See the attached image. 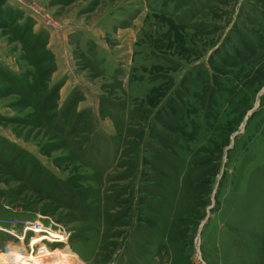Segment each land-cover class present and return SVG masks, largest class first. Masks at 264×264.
<instances>
[{
	"label": "rangeland",
	"instance_id": "rangeland-1",
	"mask_svg": "<svg viewBox=\"0 0 264 264\" xmlns=\"http://www.w3.org/2000/svg\"><path fill=\"white\" fill-rule=\"evenodd\" d=\"M263 90L264 0H0V261L264 264Z\"/></svg>",
	"mask_w": 264,
	"mask_h": 264
},
{
	"label": "bare ground",
	"instance_id": "bare-ground-1",
	"mask_svg": "<svg viewBox=\"0 0 264 264\" xmlns=\"http://www.w3.org/2000/svg\"><path fill=\"white\" fill-rule=\"evenodd\" d=\"M40 228L37 227L35 228L33 226L26 228L25 234L27 236L29 235L30 232L34 234V238H32L31 245L29 246V251H30L29 253H26L24 251L26 255L25 254L21 255L19 251H17L18 253L14 251L9 252L10 254L8 253L7 255L4 256L2 255L3 257L1 256L2 259L0 261V264H67L69 260H67L66 257L63 258L62 255L61 256L57 255L58 253L49 256L47 255L48 248H46V246L42 247V249H40L41 247L40 248L38 247L39 245H42L44 241H48L49 243L54 244V243H60L58 242V240L62 239V237H60L59 234L51 233L48 230L44 229L43 227L41 229ZM23 242L24 240L22 241V243ZM69 256H71V253H69ZM72 260L75 261V259L73 258Z\"/></svg>",
	"mask_w": 264,
	"mask_h": 264
},
{
	"label": "trees",
	"instance_id": "trees-1",
	"mask_svg": "<svg viewBox=\"0 0 264 264\" xmlns=\"http://www.w3.org/2000/svg\"><path fill=\"white\" fill-rule=\"evenodd\" d=\"M253 55H254V54H253ZM242 63H244V64H243V66H242L241 70H242V71H245V65H246V63H247L246 59H245V60H243V62H242ZM252 70H253L255 73H258V72H259V71H257V70H256V69H254V68H253ZM236 76H237L238 78H240V75H239V73H237V74H236ZM235 79H236V78H235ZM233 85H235V87H236V88L234 89V91H236V90H238V89H240V90H243V89H244L243 91H245V90H246V89H245V88H246V86H245V87H240V86H239L240 88H239V87H237V86H236V83H235V80H234V84H233ZM234 91H233V92H234ZM246 96H247V95H246ZM210 124H211V123H210Z\"/></svg>",
	"mask_w": 264,
	"mask_h": 264
},
{
	"label": "built area",
	"instance_id": "built-area-1",
	"mask_svg": "<svg viewBox=\"0 0 264 264\" xmlns=\"http://www.w3.org/2000/svg\"><path fill=\"white\" fill-rule=\"evenodd\" d=\"M36 227H37V228H40V227L42 228L41 224L37 225ZM41 228H40V229H41ZM24 230H25L24 232H26V227H25Z\"/></svg>",
	"mask_w": 264,
	"mask_h": 264
},
{
	"label": "water",
	"instance_id": "water-1",
	"mask_svg": "<svg viewBox=\"0 0 264 264\" xmlns=\"http://www.w3.org/2000/svg\"><path fill=\"white\" fill-rule=\"evenodd\" d=\"M263 92H264V90H263ZM263 92H262V94H263ZM247 120H248V118H247Z\"/></svg>",
	"mask_w": 264,
	"mask_h": 264
}]
</instances>
